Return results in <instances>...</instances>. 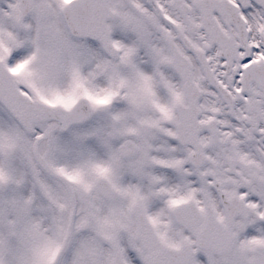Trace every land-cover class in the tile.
I'll use <instances>...</instances> for the list:
<instances>
[{
    "label": "snow or ice",
    "instance_id": "obj_1",
    "mask_svg": "<svg viewBox=\"0 0 264 264\" xmlns=\"http://www.w3.org/2000/svg\"><path fill=\"white\" fill-rule=\"evenodd\" d=\"M0 264H264V0H0Z\"/></svg>",
    "mask_w": 264,
    "mask_h": 264
}]
</instances>
